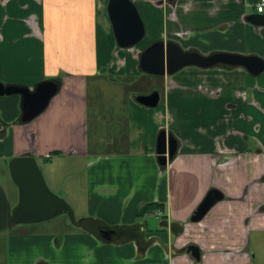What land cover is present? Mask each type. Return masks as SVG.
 <instances>
[{
	"label": "crops",
	"instance_id": "1",
	"mask_svg": "<svg viewBox=\"0 0 264 264\" xmlns=\"http://www.w3.org/2000/svg\"><path fill=\"white\" fill-rule=\"evenodd\" d=\"M108 1L0 0V83L32 90L60 80L58 92L28 123L20 121L19 95L0 97V163L32 156L43 177L48 174V188L71 208L59 222L0 230V264H259L264 72L185 67L171 76L138 78L158 90L155 107L134 99L150 90L124 91L120 98L102 84L113 87L117 76L144 73L140 54L116 45ZM133 2L143 6L137 11L145 34L148 28L155 33L149 45L168 40L202 55L264 59V27L247 19L258 14L253 0ZM250 35L262 44H251ZM105 97L115 101L109 111L98 105ZM90 121L96 128L123 124L124 137L113 140L117 149H95L99 140L88 139ZM160 131L177 142L165 166L156 154ZM52 152L58 154L46 161ZM64 166L81 173L77 184L65 172L54 173ZM210 190L222 198L192 222ZM147 205L155 209L139 214ZM188 246L196 247L198 261Z\"/></svg>",
	"mask_w": 264,
	"mask_h": 264
},
{
	"label": "water",
	"instance_id": "2",
	"mask_svg": "<svg viewBox=\"0 0 264 264\" xmlns=\"http://www.w3.org/2000/svg\"><path fill=\"white\" fill-rule=\"evenodd\" d=\"M171 2L173 0H167ZM108 18L118 48L130 49L138 44L145 35L144 24L133 0H109ZM251 25L264 27V14H253L247 18ZM218 65L242 68L252 76L264 72V59L254 55L214 52L202 55L197 51L183 50L172 41H157L147 46L139 55V69L152 76H171L185 67L202 69ZM58 85L52 80L39 82L32 90L15 85L0 83V97L19 95L21 98L22 123H28L37 117L58 92ZM135 101L141 105L155 107L159 101L158 90L146 95H136ZM177 150V142L171 134L160 131L157 136L156 154L158 164L165 166ZM9 176L17 189L18 202L10 211L8 198L0 186V230L11 224H35L49 221L63 214H70L67 202L54 194L46 185L44 177L32 156L22 155L14 158L8 165ZM222 196L216 190H210L190 218L199 221ZM190 256L198 261L196 247L186 249Z\"/></svg>",
	"mask_w": 264,
	"mask_h": 264
},
{
	"label": "rangeland",
	"instance_id": "3",
	"mask_svg": "<svg viewBox=\"0 0 264 264\" xmlns=\"http://www.w3.org/2000/svg\"><path fill=\"white\" fill-rule=\"evenodd\" d=\"M138 8L137 10L142 11L143 6L141 4L138 3ZM251 11V10H250ZM155 33L153 32V29L148 28L146 30V34L144 35V38L140 41L141 44L137 47L130 48L131 52L130 54H137L136 56L138 57V55L141 53L140 51L142 49H144V47L149 43H151L152 41H154L155 39ZM248 40L250 41L251 44L255 45V46H260L262 44V42L260 41V39L258 40V38L255 36H251L250 38L248 37ZM139 42V43H140ZM244 55V54H243ZM247 55V54H245ZM142 76V78H148V79H154V78H158L156 76H150V75H146V74H140L137 73L134 76H130L129 78H123L121 76H117L116 80L118 81L119 84L114 85L113 87H111V85L109 84H102V85H106L109 86V88L114 90V93L119 92L120 98H122L123 96V92L124 91H132L133 93H139V92H149V90H154L152 89L149 85H145L144 83H141L140 81H138V78ZM93 84V83H92ZM103 91L105 92L104 88ZM102 91V93H103ZM109 97V96H108ZM105 97L104 99L100 98L98 100V105L99 103L100 106L104 109H108L109 111V107L111 105H113V103L115 101H113L112 99ZM123 117L125 115V113H122ZM89 130H88V139L92 140V139H98L99 143L98 146L95 148L96 150L102 151L103 148H106V145H108L110 147V149H112V147L116 148V145L113 144V140H117L121 139V136L124 137V126L123 124H116L114 121H110L107 123H101L99 125H97V128L95 127V124L93 123V121H90V126H89ZM98 129V131L96 130ZM8 165L9 162L7 163H0V186L2 187V189L4 190L7 198H8V204H9V210L11 211L17 204L16 202H18V199L13 201V197H12V193L14 192V195H16L17 197V190L14 186V184L12 183L10 176H9V170H8ZM63 166V165H56V168ZM65 170H69L68 166H64L62 168L57 169V171H55L54 173L57 174V176H60L62 174V172H65V174L67 175V179L66 180H74V185L75 182L77 184L78 178H80L81 173L79 171H76L75 169L73 171H65ZM66 175L64 176V173L62 174V177H66ZM44 176V174H43ZM46 177V178H45ZM45 181L48 179V174H45ZM59 197L63 198V196H61L60 194H56ZM65 200V199H64ZM68 215L67 214H63L60 215L52 220H58L57 222H59L60 220H63L65 218H67ZM46 222H53V221H46ZM44 224V223H42ZM1 235V234H0ZM257 255V258H259V264H264V243L261 244V246H259V249H255V252Z\"/></svg>",
	"mask_w": 264,
	"mask_h": 264
},
{
	"label": "trees",
	"instance_id": "4",
	"mask_svg": "<svg viewBox=\"0 0 264 264\" xmlns=\"http://www.w3.org/2000/svg\"><path fill=\"white\" fill-rule=\"evenodd\" d=\"M257 0H253V3H255ZM54 82H56V84L58 85V87L60 86V80L59 79H56V80H53ZM56 154H58V152H52L51 154H49L46 158H45V160L46 161H49L50 160V158H51V156H53V155H56ZM155 208L152 206V205H147V206H144L141 210H140V212H139V214H146V213H150L151 211H153Z\"/></svg>",
	"mask_w": 264,
	"mask_h": 264
},
{
	"label": "built area",
	"instance_id": "5",
	"mask_svg": "<svg viewBox=\"0 0 264 264\" xmlns=\"http://www.w3.org/2000/svg\"><path fill=\"white\" fill-rule=\"evenodd\" d=\"M255 8L258 13H262L264 11V0H257Z\"/></svg>",
	"mask_w": 264,
	"mask_h": 264
},
{
	"label": "flooded vegetation",
	"instance_id": "6",
	"mask_svg": "<svg viewBox=\"0 0 264 264\" xmlns=\"http://www.w3.org/2000/svg\"><path fill=\"white\" fill-rule=\"evenodd\" d=\"M168 41V40H167ZM167 41H165V42H167ZM183 50H192V51H196V49L195 48H188V49H185V48H183V46H181V45H179ZM220 66H222L223 68L225 67V66H223V65H218V66H215V67H220ZM215 67H213V68H215ZM225 68H228V67H225ZM151 92V91H150ZM149 92V93H150ZM149 93H147V94H149ZM140 95V94H139ZM146 95V94H145Z\"/></svg>",
	"mask_w": 264,
	"mask_h": 264
}]
</instances>
